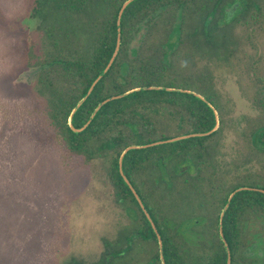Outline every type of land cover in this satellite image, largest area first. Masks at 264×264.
<instances>
[{
    "label": "rangeland",
    "instance_id": "374dc122",
    "mask_svg": "<svg viewBox=\"0 0 264 264\" xmlns=\"http://www.w3.org/2000/svg\"><path fill=\"white\" fill-rule=\"evenodd\" d=\"M35 7V0H0V264H99L139 221L132 219V204L117 200L113 155L105 151L89 161L68 151L50 123L32 68L51 52L42 47ZM226 21L218 19L223 28L230 26L226 51L214 56L204 49L210 54L198 55L187 49L192 42L186 37L164 76L172 87H157L209 97L217 116L198 172L186 175L201 190L184 196L189 205L179 214L197 222L185 231L195 245L215 232L214 220L232 189L264 188V150L258 148L264 143V3L260 12L241 11ZM144 33L143 28L134 33L129 49L147 56L156 41ZM170 109L153 120L158 138L181 137L176 136L180 130L190 129L187 121L178 126ZM156 198L159 219L167 218L169 209ZM143 246L155 251L154 244ZM144 254L139 263V255L133 256L134 261L147 263L150 252ZM115 263L129 264L126 259Z\"/></svg>",
    "mask_w": 264,
    "mask_h": 264
},
{
    "label": "trees",
    "instance_id": "16d2710c",
    "mask_svg": "<svg viewBox=\"0 0 264 264\" xmlns=\"http://www.w3.org/2000/svg\"><path fill=\"white\" fill-rule=\"evenodd\" d=\"M126 1L35 0V14L41 17L42 47L45 51L49 47L51 52L46 54L43 51L45 57L37 58L32 68L38 94L46 102L50 123L58 129L68 151L85 155L89 161L105 151L112 154L110 170L117 200L135 207L131 210L132 219L139 224L128 230L124 242L111 248L109 257L100 259L99 264H116L125 259L129 264H137L133 256L138 257L140 252L144 258V252H150L145 264H163L157 235L120 175L119 159L128 147L171 139L166 136L158 138L153 120L161 110L171 107L168 112L178 118V126L188 122L190 129L180 130L176 136L210 132L215 127L214 113L208 103L194 95L141 90L107 103L91 121L90 118L100 103L110 97L134 89L172 87L171 82H164V76L171 66L170 57L186 37L192 42L187 49L194 53L210 54L206 49L214 52V56H220V51H226L225 45L231 40L227 31L230 26L223 28L218 24L221 16L226 19L225 9L238 2L237 14L241 11L260 12L264 0L131 2L120 17L118 54L72 116L74 129H81L90 121L83 131L76 133L69 125L72 111L105 71L115 53L117 22ZM140 28L145 31L144 38L147 35L156 41L147 56H142L137 49H129L134 33ZM205 98L212 103L209 97ZM214 135L134 149L123 157V173L161 237L164 264H227L228 255L219 235L220 216L214 220L215 232L197 245L185 237L188 227L196 226L197 222L184 221L180 216L184 206L189 205L188 199L192 198L193 192L201 190L199 182L193 183L186 175L198 172V159L204 156V142ZM260 145L258 148L264 150V143ZM242 187L245 186H237L232 192ZM228 194L223 200L224 206ZM158 195L164 207L169 209V218L159 219ZM184 196H190L185 201L187 203H184ZM256 226L264 232V194L255 191L237 193L222 221L231 264H264V233L254 231ZM144 242L154 244L155 251L150 246H143ZM141 256L138 263L144 259ZM71 264L82 263L73 260Z\"/></svg>",
    "mask_w": 264,
    "mask_h": 264
},
{
    "label": "water",
    "instance_id": "95a60500",
    "mask_svg": "<svg viewBox=\"0 0 264 264\" xmlns=\"http://www.w3.org/2000/svg\"><path fill=\"white\" fill-rule=\"evenodd\" d=\"M135 0H128L126 1L123 6H122V9L120 11V14H119V18H118V22H117V26H118V41H117V45H116V50H115V53L110 61V63L108 64L107 68L105 69V71L98 77V79L93 83V85L91 86V88L89 89L87 95L77 104V106L74 108V110L72 111V114H71V117L69 119V125L71 127V129L76 132V133H79L81 131H83L86 126L89 124V122L92 120V118L95 116V114L98 112V110L106 105L107 103L111 102V101H114V100H118V99H121L133 92H137V91H141V90H156V91H168V92H178V93H187V94H190V95H194L196 96L197 98L205 101L206 103H208V106L211 108V110L213 111L214 113V116H215V127L208 133H201V134H190V135H184V136H181V137H177V138H173V139H168V140H165V141H158V142H154V143H151L149 145H146V146H133V147H128L126 150H124V152L122 153L120 159H119V172H120V175L122 176L123 180L125 181V183L127 184V186L129 187V189L131 190V192L133 193L134 197L136 198V201L138 202V204L140 205L141 209L143 210L145 216L147 217L148 221L151 223V226L153 227L156 235H157V239H158V244H159V247H160V255H161V260H162V263L164 264L163 262V255H162V241H161V237L159 234H157V231H156V228L153 224V221L151 220V217L150 215L148 214V212L146 211V209L144 208V205L140 199V197L137 195L135 189L132 187V185L130 184L129 180L126 178V176L124 175L123 173V170H122V161H123V157L124 155L130 151V150H134V149H142V148H148V147H153V146H159V145H162V144H167V143H174V142H178V141H182V140H187V139H191V138H202V137H207V136H210L211 134L215 133L216 130H217V125H218V121H217V116H216V112L214 110V108L212 107V105L204 98H202L201 96L193 93V92H188V91H181V90H174V89H168V88H157V87H148V88H143V89H135V90H131L125 94H122V95H119V96H114V97H110L108 98L107 100L103 101L102 103H100V105L97 107V109L94 111L92 117L90 118V121L84 126L82 127L81 129H74L71 125V121H72V116L74 115V113L78 110V108L83 104V102L86 100L87 96H89V94L91 93L94 85H96V83L103 77V75L105 74V72L108 70V68L111 66L114 58L116 57V55L118 54V51H119V48H120V38H121V30H120V17L121 15L123 14V11L127 8V6L133 2ZM240 8V4L237 2L235 3L234 5H232L230 8H226L225 9V14H226V20L227 22L229 23L233 18L234 16L237 14L238 10ZM242 191H255V192H260V193H263L264 194V189H260V188H251V187H242V188H239L235 191H233L231 193V195L228 197V200H227V203L225 204L224 206V209L220 215V218H219V235H220V239L221 241L223 242L224 246H225V249H226V252H227V255H228V259H227V264H231V256H230V251H229V248H228V244L226 243L225 239H224V235H223V230H222V221H223V217L227 211V209L229 208V205L233 199V197L239 193V192H242Z\"/></svg>",
    "mask_w": 264,
    "mask_h": 264
}]
</instances>
